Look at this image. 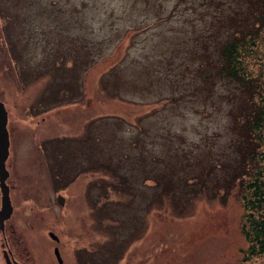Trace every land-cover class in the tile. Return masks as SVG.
I'll return each instance as SVG.
<instances>
[{
  "label": "rangeland",
  "instance_id": "374dc122",
  "mask_svg": "<svg viewBox=\"0 0 264 264\" xmlns=\"http://www.w3.org/2000/svg\"><path fill=\"white\" fill-rule=\"evenodd\" d=\"M254 3L0 0L5 228L26 264H264L243 258L251 96L216 68Z\"/></svg>",
  "mask_w": 264,
  "mask_h": 264
},
{
  "label": "trees",
  "instance_id": "16d2710c",
  "mask_svg": "<svg viewBox=\"0 0 264 264\" xmlns=\"http://www.w3.org/2000/svg\"><path fill=\"white\" fill-rule=\"evenodd\" d=\"M260 46L264 51V0H255L247 29L236 31L221 42L217 72L242 85L243 94L251 96L253 108L246 114L245 135L251 144L246 169L240 172V200L243 207L241 232L247 241L244 259L264 254V93L255 80L259 78L246 69L247 62ZM255 83L257 85H255ZM257 96L258 99L253 102ZM245 176V178H243Z\"/></svg>",
  "mask_w": 264,
  "mask_h": 264
},
{
  "label": "water",
  "instance_id": "95a60500",
  "mask_svg": "<svg viewBox=\"0 0 264 264\" xmlns=\"http://www.w3.org/2000/svg\"><path fill=\"white\" fill-rule=\"evenodd\" d=\"M7 122V110L0 100V185L2 188V202L8 206V192H7V185L5 183V179L8 175V171L5 165V159L8 155V145H9V136H8V129L6 127ZM49 235L58 240L56 234L52 231H49ZM54 253L58 261H61V256L59 253V249L57 246H54Z\"/></svg>",
  "mask_w": 264,
  "mask_h": 264
},
{
  "label": "flooded vegetation",
  "instance_id": "af4514ba",
  "mask_svg": "<svg viewBox=\"0 0 264 264\" xmlns=\"http://www.w3.org/2000/svg\"><path fill=\"white\" fill-rule=\"evenodd\" d=\"M54 198H56V194L54 195ZM1 200V198H0ZM14 212V209L12 206H7L0 201V233L3 234V252L2 254L6 257V263L7 264H26V261H23L22 253L17 250V246H13V242L17 243L15 240L11 242L8 241L7 234L11 233L14 229H11L10 231L5 228L6 221L12 217ZM54 247V245H53Z\"/></svg>",
  "mask_w": 264,
  "mask_h": 264
}]
</instances>
